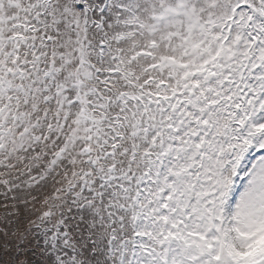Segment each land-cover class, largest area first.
Returning a JSON list of instances; mask_svg holds the SVG:
<instances>
[{
  "label": "snow or ice",
  "instance_id": "6c2138e0",
  "mask_svg": "<svg viewBox=\"0 0 264 264\" xmlns=\"http://www.w3.org/2000/svg\"><path fill=\"white\" fill-rule=\"evenodd\" d=\"M0 264H264V0H0Z\"/></svg>",
  "mask_w": 264,
  "mask_h": 264
}]
</instances>
